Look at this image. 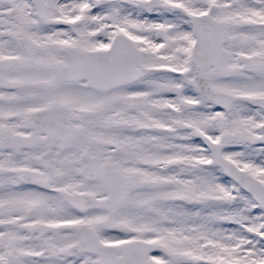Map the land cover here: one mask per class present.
<instances>
[{"label": "snow or ice", "instance_id": "obj_1", "mask_svg": "<svg viewBox=\"0 0 264 264\" xmlns=\"http://www.w3.org/2000/svg\"><path fill=\"white\" fill-rule=\"evenodd\" d=\"M0 264H264V0H0Z\"/></svg>", "mask_w": 264, "mask_h": 264}]
</instances>
